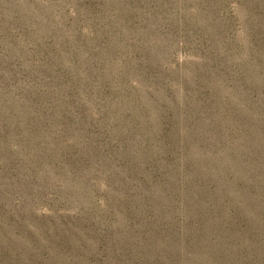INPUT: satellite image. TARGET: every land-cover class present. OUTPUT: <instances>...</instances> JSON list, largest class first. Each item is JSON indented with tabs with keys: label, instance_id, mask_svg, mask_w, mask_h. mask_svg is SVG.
Here are the masks:
<instances>
[{
	"label": "rangeland",
	"instance_id": "374dc122",
	"mask_svg": "<svg viewBox=\"0 0 264 264\" xmlns=\"http://www.w3.org/2000/svg\"><path fill=\"white\" fill-rule=\"evenodd\" d=\"M0 264H264V0H0Z\"/></svg>",
	"mask_w": 264,
	"mask_h": 264
}]
</instances>
